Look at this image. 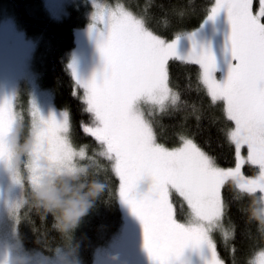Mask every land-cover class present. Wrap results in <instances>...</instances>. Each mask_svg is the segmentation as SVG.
I'll list each match as a JSON object with an SVG mask.
<instances>
[{
  "label": "snow or ice",
  "instance_id": "1",
  "mask_svg": "<svg viewBox=\"0 0 264 264\" xmlns=\"http://www.w3.org/2000/svg\"><path fill=\"white\" fill-rule=\"evenodd\" d=\"M222 11L230 25L222 51L211 41L197 40L199 28L168 34L154 26L151 16L120 4L95 11L90 27L100 34L103 66L88 80L75 78L73 69V95L88 117L80 121V131L109 159L118 194L141 220L144 247L155 264H176L185 248L204 246L209 253L205 264H226L216 240L220 235L227 245L234 235V226L225 224L230 198L225 193L264 199V0L258 7L253 0H208L200 27ZM181 37L190 42L183 55L178 52ZM170 61L198 66L196 88L210 107L220 106L217 119L223 118V137L234 147V167L221 166L195 134L182 128L173 126V145L162 141L157 129L163 131V116L183 103L171 85ZM146 104L153 110L147 111ZM0 119L3 130L11 132L16 114L8 99L0 101ZM48 126L71 137L70 110L63 119H49ZM245 163L253 174L242 171ZM142 174L152 177V186L138 193L135 179ZM173 190L189 209L184 222L174 218ZM245 264H264V246L252 251Z\"/></svg>",
  "mask_w": 264,
  "mask_h": 264
},
{
  "label": "trees",
  "instance_id": "2",
  "mask_svg": "<svg viewBox=\"0 0 264 264\" xmlns=\"http://www.w3.org/2000/svg\"><path fill=\"white\" fill-rule=\"evenodd\" d=\"M137 1V13L151 16L154 26L168 34L176 30L199 27L208 5V0ZM76 3L69 6L68 16L56 19L45 8L43 0H0V21L14 17L28 37L36 40L35 67L41 72L40 84L53 92L54 102L59 108L70 110V138L74 146L85 144L91 153L93 149L101 147L94 146L92 139L80 131V121L87 120L88 117L82 115L83 105L73 95L75 82L67 66L66 55L76 45L75 29L88 23L85 14L86 10L89 11L88 5ZM254 5H258L257 0L254 1ZM169 71L171 85L180 91L183 103L176 109H170L169 114L163 116V131H160L159 126L157 129L162 141L173 145L175 143L171 135L173 126L182 128L190 134H195L196 140L218 158L221 166L234 167L236 163L234 147L223 137L221 131L224 126L223 118L217 119L221 117L220 106L210 107L203 92L196 88L198 66L186 61H170ZM76 91L80 93L79 89ZM197 116L200 117L199 120ZM103 165L105 191L93 201L88 212L67 233H61L54 227L51 214L43 213L37 206L30 182L25 181L29 205L21 211L17 221L18 239L24 249L37 250L47 258L66 249L76 252L82 264H95L98 252L124 228V209L118 194V177L110 170V161L107 157ZM243 172L253 174V169L249 164H245ZM65 177L66 174H61L57 178V186L64 184ZM135 182L136 185L140 183L137 177ZM225 195L230 197L225 222L227 226H234V235L228 238L227 245L218 235L217 250L226 264H232L233 260L245 264L252 251L264 246V234L246 215L250 197L254 196H242L235 190L231 193L226 192ZM172 200L176 205L177 218L182 219V211L187 207L180 205V198L175 195L172 196ZM142 236L144 240V235ZM140 241L134 256L153 262ZM198 251L197 248L187 247L182 257H185L187 264H205L208 256L201 257Z\"/></svg>",
  "mask_w": 264,
  "mask_h": 264
},
{
  "label": "rangeland",
  "instance_id": "3",
  "mask_svg": "<svg viewBox=\"0 0 264 264\" xmlns=\"http://www.w3.org/2000/svg\"><path fill=\"white\" fill-rule=\"evenodd\" d=\"M43 1L50 15L56 19L68 16L69 6L75 2H81V5L89 7V11H85L88 23L75 29L76 45L66 55L71 75L73 76L74 69L75 78L80 80L92 78L94 74L99 73L103 66L98 46L101 37L95 29L90 27L95 11L115 8L117 4H120L137 13L136 6L138 4L137 0ZM254 6L258 7V5ZM227 24H229L227 14L222 11L214 20H208L203 23L202 27H197L199 31L196 33V38L201 42L211 41L214 49L222 51L230 32L228 28L222 30ZM189 47L188 39L180 38L178 52L183 55ZM36 49V40L28 37L14 17H7L0 21V101L5 99L10 101L16 114L14 127L19 122L22 125L20 136L30 137L32 140L30 153L22 157L18 167L7 168V161L11 157L7 138L13 132L14 127L11 132L4 131L3 121L0 119V264H82L78 254L70 250L62 249L55 256L49 258L44 257L37 250H26L22 247L17 235L18 218L21 211L29 205L26 196L28 193L25 185L26 180L30 182L32 192V184L36 182L42 170L48 169L56 173L58 178L61 174H67L78 165L89 161L97 162L98 166L99 157L104 156L102 148L93 149L90 153L85 144L75 147L67 132L49 130V119H63L68 110L59 108L54 102L53 92L41 86V72L38 67H35ZM221 62H224L223 56ZM33 103L35 110L32 106ZM145 108L147 111H152L153 105L146 104ZM242 156H246V149H242ZM143 175L152 184V177L148 174ZM150 188L151 186H147L146 191ZM173 195L180 198V205L183 207H187L186 201L175 190L171 192L170 200L174 207V218L178 222H184L189 209L187 207L183 210V218L178 219L176 205L172 200ZM122 206L124 228L98 252L95 264H124L130 257L131 242L137 237V234L139 235L138 229L143 224L139 219L138 227L134 225L135 220L139 217L123 200ZM140 242L144 245V240ZM198 252L201 257L209 256L206 246L199 248ZM147 263L149 262L141 258L137 259L136 264ZM176 264H187V261L185 257L181 256Z\"/></svg>",
  "mask_w": 264,
  "mask_h": 264
},
{
  "label": "clouds",
  "instance_id": "4",
  "mask_svg": "<svg viewBox=\"0 0 264 264\" xmlns=\"http://www.w3.org/2000/svg\"><path fill=\"white\" fill-rule=\"evenodd\" d=\"M17 123L13 132L8 136L7 143L11 157L6 167L15 169L21 162L22 157L30 153L32 140L30 137H21L20 128ZM106 157H99V168L97 162L89 161L73 168L66 174L64 184L57 186L56 173L44 169L38 179L32 184V195L43 213L51 214L54 227L61 233L69 232L85 215L106 188L103 175L105 168L103 161ZM78 181V182H76ZM75 182V183H74ZM147 189V182L136 185V191L143 193ZM249 221L256 223L258 230L264 233V199L250 197L246 211Z\"/></svg>",
  "mask_w": 264,
  "mask_h": 264
},
{
  "label": "flooded vegetation",
  "instance_id": "5",
  "mask_svg": "<svg viewBox=\"0 0 264 264\" xmlns=\"http://www.w3.org/2000/svg\"><path fill=\"white\" fill-rule=\"evenodd\" d=\"M227 28L230 29V25L229 24H227L226 26H224L222 28V30L223 29H227ZM221 67H222V69H224L226 71V64L224 62H221ZM137 180H139V182H142V181L143 182H147V185L152 186V184L146 180V177L143 174L142 175H139L137 177ZM138 222H139V218H137L135 220V222H134L135 223L134 225H137V227L139 225ZM138 232H139V235L137 234V237L134 238L132 240V242H131V244H132V251L130 253V257H129V259L124 264H136L137 263V259H139V258L135 257L134 254H135V252H136V250H137V248L139 246V241L140 240H143V238H142L143 237L142 235H144L143 225L138 229ZM147 264H155V262L153 261V262H149Z\"/></svg>",
  "mask_w": 264,
  "mask_h": 264
}]
</instances>
